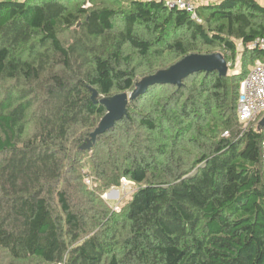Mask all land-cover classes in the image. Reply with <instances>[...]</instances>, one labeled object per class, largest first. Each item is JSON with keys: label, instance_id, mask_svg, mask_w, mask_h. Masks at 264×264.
Listing matches in <instances>:
<instances>
[{"label": "trees", "instance_id": "1", "mask_svg": "<svg viewBox=\"0 0 264 264\" xmlns=\"http://www.w3.org/2000/svg\"><path fill=\"white\" fill-rule=\"evenodd\" d=\"M195 15L160 0H0V264H264V128L241 132L236 112L264 63L247 48L264 37V6L220 0ZM212 54L226 76L151 86L83 147L106 114L92 91L130 95ZM125 181L134 190L113 211L103 194Z\"/></svg>", "mask_w": 264, "mask_h": 264}, {"label": "water", "instance_id": "2", "mask_svg": "<svg viewBox=\"0 0 264 264\" xmlns=\"http://www.w3.org/2000/svg\"><path fill=\"white\" fill-rule=\"evenodd\" d=\"M216 71L220 77H224L228 72V65L221 54L212 55H190L173 65L167 71L152 75L138 88L129 95L122 93L113 97L98 99L97 93L92 91L91 100L93 103H99L106 109V114L100 120L97 128L90 135V140L83 146L90 148L91 143L95 142L97 136L111 129L116 122L121 121L127 116V105L129 100L136 99L139 95L145 93L147 89L156 84H168L180 87L182 81L194 73H210ZM264 127V118L260 121L258 130Z\"/></svg>", "mask_w": 264, "mask_h": 264}, {"label": "built area", "instance_id": "3", "mask_svg": "<svg viewBox=\"0 0 264 264\" xmlns=\"http://www.w3.org/2000/svg\"><path fill=\"white\" fill-rule=\"evenodd\" d=\"M164 4L169 9L184 10L190 13L192 19L200 22L195 15V7L190 0H164ZM247 48L249 50H264V37L249 43ZM236 112L241 132L247 130L249 125L253 123L259 125L260 121L264 118V63L255 65L241 82ZM222 136L228 137L229 134L228 132H224ZM261 158L264 182V139L261 142ZM85 182L90 186L89 180H85Z\"/></svg>", "mask_w": 264, "mask_h": 264}, {"label": "rangeland", "instance_id": "4", "mask_svg": "<svg viewBox=\"0 0 264 264\" xmlns=\"http://www.w3.org/2000/svg\"><path fill=\"white\" fill-rule=\"evenodd\" d=\"M160 1L164 2V0H160ZM219 1L220 0H190V2L193 4L194 7H196L198 5H207V4L208 5L209 4L211 5V4L217 3ZM257 1L259 3H261V4H264L263 3V0H257ZM238 53H240L241 55L237 56V60H236L237 61V65L240 64V60L242 58V53H243L242 46L241 47L240 46L238 47ZM258 62L256 64H254V65H257ZM236 66L234 65V69L235 70L233 69L235 73L238 70L240 71V65L237 66V67ZM252 67H250L248 70H250ZM230 73L231 72H229V74ZM147 79L148 78H146L145 80H143V82L141 84H143ZM132 93H130V95ZM85 173H87V175L85 176V180H89L90 181V186H92L91 185L92 184V177L90 175V172H89V169L88 168L85 169ZM133 188H134V185L133 184H131L128 181H125V182L122 183V185L119 188H113V189L105 192L103 194V199L109 204V206L113 209V211H117L118 212L119 209L122 207V204L125 203L129 199L132 191L134 190Z\"/></svg>", "mask_w": 264, "mask_h": 264}, {"label": "crops", "instance_id": "5", "mask_svg": "<svg viewBox=\"0 0 264 264\" xmlns=\"http://www.w3.org/2000/svg\"><path fill=\"white\" fill-rule=\"evenodd\" d=\"M263 3H264V0H263ZM261 4V3H260ZM262 6H264V4H261ZM240 46V45H239ZM241 47V46H240Z\"/></svg>", "mask_w": 264, "mask_h": 264}]
</instances>
